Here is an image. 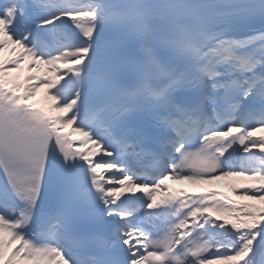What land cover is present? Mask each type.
Listing matches in <instances>:
<instances>
[{"label":"snow or ice","instance_id":"snow-or-ice-1","mask_svg":"<svg viewBox=\"0 0 264 264\" xmlns=\"http://www.w3.org/2000/svg\"><path fill=\"white\" fill-rule=\"evenodd\" d=\"M258 133L264 0H0V264H264Z\"/></svg>","mask_w":264,"mask_h":264},{"label":"bare ground","instance_id":"bare-ground-1","mask_svg":"<svg viewBox=\"0 0 264 264\" xmlns=\"http://www.w3.org/2000/svg\"><path fill=\"white\" fill-rule=\"evenodd\" d=\"M11 47L12 48L7 47L6 48V52L8 53V55L13 56V55H15V52L19 51V49L16 48L15 45H12ZM10 49L12 51H10ZM13 49H15V51H13ZM35 102H36V104L39 103V101L37 99H36ZM65 128L68 129L67 127H65ZM259 134H264V133H258V135ZM74 136L75 135H73V139H77V137L75 136L76 137L75 138ZM215 182H216L215 184H217L216 185L217 191H219V192L223 193L224 195L230 197L231 199L237 200V201H239L241 203H245V202L251 203V201H248L245 198H242L241 196L238 197L237 196L238 194H236V193H234L232 191V188L234 186H237L238 181L236 182L234 180H232V181H230V180H227V181H219V180H217ZM210 184H212V183H210ZM210 184L192 185V184H190L188 182H185V181H177V180H173V179H169V180L165 181V185L167 186V189L168 188L184 189V190L189 191V192H191V191L197 192L199 190L201 191V190L207 189L205 187L207 185H210Z\"/></svg>","mask_w":264,"mask_h":264},{"label":"rangeland","instance_id":"rangeland-1","mask_svg":"<svg viewBox=\"0 0 264 264\" xmlns=\"http://www.w3.org/2000/svg\"><path fill=\"white\" fill-rule=\"evenodd\" d=\"M11 46H12V45H9L8 47H9V48H12ZM8 51H9V50H8ZM10 51H12V50L10 49ZM3 58H4V59H8V58H10V55H8V53L6 52V49H5V52L3 53ZM27 63H28V61L26 60V61L24 62V64L21 66V69H20L19 73H13V74H12L13 76L19 75L21 84L23 83V77H24L25 75H28V74H29V73L27 72ZM33 71H35V70H33ZM35 99L42 100L44 103H46V99H45V95H44V88H43V87H41V88L37 91V94H36ZM227 179H230V180L233 179V180H234V179H236V178H226V179H223V180L226 181ZM223 180H222V181H223ZM213 184H215V181H214ZM251 203H257V202L251 201Z\"/></svg>","mask_w":264,"mask_h":264}]
</instances>
